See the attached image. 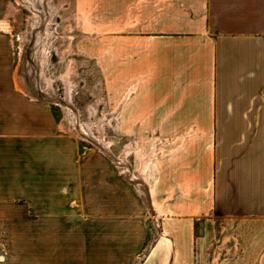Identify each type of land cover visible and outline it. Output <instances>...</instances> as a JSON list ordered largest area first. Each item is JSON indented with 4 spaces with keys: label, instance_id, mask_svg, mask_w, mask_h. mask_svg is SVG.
<instances>
[{
    "label": "crops",
    "instance_id": "obj_1",
    "mask_svg": "<svg viewBox=\"0 0 264 264\" xmlns=\"http://www.w3.org/2000/svg\"><path fill=\"white\" fill-rule=\"evenodd\" d=\"M18 4L0 0L6 213L33 219L36 234L60 232L71 261L130 259L132 227L145 217L136 189L104 177L98 162L87 161L97 153L81 152L52 114H20V98L33 103L19 92ZM106 11L107 25L124 29L123 100L112 122L122 124L125 150L133 147L126 154L141 161L142 151L155 149L144 170L152 164L146 202L169 220L162 229L174 235L177 252L182 238L195 241L202 219L243 215L264 225V0H106ZM256 233L253 251L264 264V228ZM156 246L144 264L161 258V251L151 258Z\"/></svg>",
    "mask_w": 264,
    "mask_h": 264
},
{
    "label": "rangeland",
    "instance_id": "obj_2",
    "mask_svg": "<svg viewBox=\"0 0 264 264\" xmlns=\"http://www.w3.org/2000/svg\"><path fill=\"white\" fill-rule=\"evenodd\" d=\"M16 1L18 3V0ZM20 1L19 92L20 96L33 103L21 104L20 98V114H23V117L27 112L30 116L37 115L41 118H45L48 113L52 114L57 130L80 144L81 152H86L89 148L88 151L98 154L87 161L98 162L104 177L108 175L109 180L113 182L126 179L131 187L136 189L138 198L145 207V217L142 223L132 227L130 243L134 249L130 251L131 258L117 255L119 258L116 257L115 264H144L149 249L156 243L151 258L159 251L161 258L150 259L146 264H170L172 249L162 229V226L168 229L169 220L162 223L153 213L146 202L148 190L145 186L132 180L128 181L129 168L139 171L142 167L140 154H126L128 165L120 167L94 142L76 131L75 123H70L69 120L74 115L72 109L45 98L49 88L62 99H66L69 92L70 100L78 111L79 122L88 125L95 136H100L102 132L103 138L110 142L115 155L123 154L128 144L123 139L122 124L112 122L111 114H118L123 100V76L120 71L124 29L107 25L106 0H49L52 15L45 26L33 10L36 5L29 0ZM39 6L42 7L41 2ZM43 29L49 31L48 54L44 64L39 60L38 54H35ZM126 45L132 46L129 43ZM66 81L72 85L69 91ZM35 94H38V97H35ZM91 108L95 109L94 114L91 113ZM102 120L104 122L101 131L99 125ZM150 151L151 148H148L142 153L148 155ZM10 210V202L3 201L0 197V264H89L87 259L80 256L73 261L67 258L70 252H66L67 247L65 242H61L60 232L54 230L50 235L48 232L46 235L41 232L36 234L33 219L11 218L10 214L6 213ZM195 226V241L192 242V236H189L191 243L186 244L183 242L186 237L182 238L178 243L179 252L177 245L175 246L174 235L166 232L173 236L176 252L174 264H263L252 246L253 242L259 243L262 237L252 233L258 227L264 228V225L251 217L219 214L212 216L211 220H199ZM38 228L43 231L42 227ZM45 236L49 238L46 244L51 247L44 246ZM84 236L83 239H86L87 236ZM35 241L40 244L39 250L36 249ZM42 253L45 254L44 258Z\"/></svg>",
    "mask_w": 264,
    "mask_h": 264
},
{
    "label": "bare ground",
    "instance_id": "obj_3",
    "mask_svg": "<svg viewBox=\"0 0 264 264\" xmlns=\"http://www.w3.org/2000/svg\"><path fill=\"white\" fill-rule=\"evenodd\" d=\"M19 2H21L20 0H18ZM30 3L35 4L36 8H33L34 12L38 15L40 21L42 22L43 26L47 25L48 21L50 20V17L52 15V9L49 7V0H29ZM28 2V3H29ZM41 2L42 7L39 6V3ZM34 6V5H33ZM48 29H43L42 31V37L39 41V43H37V50L35 52V54H38L39 60H41V63L44 64L45 58L47 57V45L49 44V35H48ZM52 35V34H51ZM37 68H39L37 66ZM36 86V85H35ZM66 88L69 91L70 87L72 85H70V83L68 81H66ZM34 95V94H33ZM35 97H38V94H35ZM46 99H49L50 101L53 102H58L60 105H63L64 107L68 108V109H72L74 111V115L72 117L69 118L70 123L74 122L76 127V131L79 132L84 138L94 142L96 144V146L103 151L106 155H108L115 164H119L120 167H123V165H128L127 162V158H126V153L131 151L133 149L132 146H128L125 150V153L117 156L112 152L111 149V144L110 142H108L106 139L103 138L102 136V132L100 136H95L94 134L91 133L90 131V127L88 128V125H86L85 123H80L79 122V115H78V111L77 109H75V107L73 106L71 100H70V93L68 92V95L66 97V99H62L60 97H58L50 88L47 90L46 95H45ZM122 106V102L120 105V108ZM119 108V109H120ZM94 109V108H93ZM91 108V113L94 114V110ZM114 116H117V112H113ZM104 121L102 120V122L99 125L100 130L102 129V123ZM103 130V129H102ZM101 130V131H102ZM155 149H153L148 155H145L144 157H142V167L139 171L137 170H132L129 167L128 170V176L130 177V179L133 182H136L137 184H141L143 187L145 186V189L147 190L146 187V181H147V176H151L152 175V171H150V169L152 170V164L150 166H148V173L146 176H144L143 170L145 169V167L148 165V163L150 162L153 153H154ZM141 186V187H142ZM148 194V193H147ZM165 236H167V241H168V245L169 247L172 249V258H171V262L170 264H174V258L176 256V252H175V247H174V241H173V236L170 233H166L165 232Z\"/></svg>",
    "mask_w": 264,
    "mask_h": 264
}]
</instances>
